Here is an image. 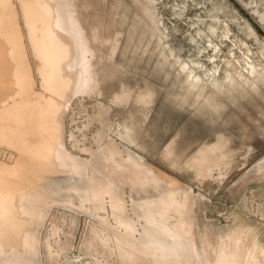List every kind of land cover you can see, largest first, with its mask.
Wrapping results in <instances>:
<instances>
[{
  "label": "rangeland",
  "instance_id": "1",
  "mask_svg": "<svg viewBox=\"0 0 264 264\" xmlns=\"http://www.w3.org/2000/svg\"><path fill=\"white\" fill-rule=\"evenodd\" d=\"M35 5L52 9L57 24L44 27ZM55 40L74 46L81 64L71 89L52 93L66 108L55 155L71 157V174L55 181L50 199L38 190L37 215L51 203V216L40 232L41 260L24 264H113L104 258L113 255L117 264H156L140 258L139 240L123 233L96 195L83 199L75 180L83 158L90 163L109 145L117 170L141 160L159 181L173 180L174 192L180 181L191 186L189 211L175 208L170 194L140 202L129 177L112 182L122 194L110 197L125 213L143 212L140 203L169 208L163 214L175 223L178 264H186L181 221L197 226L207 248H221L225 264H255L264 247V0H0V71L19 61L45 92L49 50L42 48ZM218 136L227 155L205 176L187 160ZM2 163L11 170L19 161ZM26 207L7 201L0 214ZM9 252L0 264H22Z\"/></svg>",
  "mask_w": 264,
  "mask_h": 264
},
{
  "label": "bare ground",
  "instance_id": "2",
  "mask_svg": "<svg viewBox=\"0 0 264 264\" xmlns=\"http://www.w3.org/2000/svg\"><path fill=\"white\" fill-rule=\"evenodd\" d=\"M35 6L34 8H39L44 14V27L48 24H57V21L53 20L56 13L52 9L47 8L50 13H46L42 7ZM48 35L49 32L46 33L47 37ZM42 50L45 52L49 50L46 59L45 92L36 87L33 73L19 61V65L9 72L0 71V207L7 201L16 205L18 209H21L24 203L27 204L26 209L21 212L15 209L9 214L8 211L0 214V253L10 251L8 256L10 261L22 264L40 259L38 254L40 232L45 220L51 216V203H47L48 208L39 219L35 205L38 190L42 189L45 199L46 197L50 199L55 181L62 183L65 177L71 174V157L63 151H59L58 156L55 155L60 143L57 142L58 134H63V130L59 129L56 123L63 119L66 108L58 97L52 96V93L59 88L71 89L81 69V64L74 54V46L68 49L67 45L55 40L46 47L43 46ZM81 76L83 78L82 74ZM27 84L28 89L25 88ZM114 149L109 145L103 149L106 152H95L90 163L83 158V174L77 175L75 179L83 184V199L94 194L97 201L108 206L110 216L117 219L123 233L135 236L139 240V249L144 253H140V258L149 260V256H152L151 260L156 264H178L179 249L171 234L175 223L170 215L163 214L168 212L169 208L165 209L162 201L154 205L156 204L154 200L149 199L153 202L148 203L150 207H146L144 203L138 204L143 212L128 208L127 214L123 212V203L113 201L110 197L112 194H122L112 187V182L114 183L116 177L124 180L129 177L136 183L133 191L139 195L140 202H143L140 199L142 196L162 197L170 194L173 195L170 203L175 204V208L189 211L192 210L190 199L194 196L191 186L180 181L176 183L177 188L174 192L173 188L168 187L173 180L165 177L164 181H159L160 177L155 170L147 164L144 165L141 160H129L117 170L116 166L112 165L115 161ZM226 155L223 138L218 136L215 142L203 144L194 151L187 164L198 173L208 176L219 166L220 156ZM16 158L19 161L18 167L11 170L3 167V161L12 162ZM105 194L108 200L102 199ZM158 208L162 213L160 216H157ZM28 212V215H24ZM181 225L184 230L183 240L186 243L184 250L186 264H225L222 249L207 248L195 224L181 221ZM12 242H18L20 248ZM109 243L114 244L117 253L115 241ZM103 250L98 251L104 257ZM256 257L255 264H264V247L256 253ZM104 258L105 261L112 258L113 264L118 263L114 255Z\"/></svg>",
  "mask_w": 264,
  "mask_h": 264
}]
</instances>
